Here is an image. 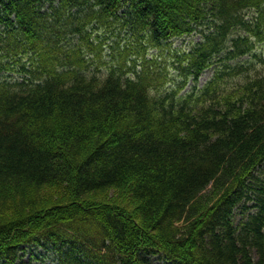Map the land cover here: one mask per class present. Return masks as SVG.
<instances>
[{"label":"trees","instance_id":"16d2710c","mask_svg":"<svg viewBox=\"0 0 264 264\" xmlns=\"http://www.w3.org/2000/svg\"><path fill=\"white\" fill-rule=\"evenodd\" d=\"M4 68L0 264H264V0H0Z\"/></svg>","mask_w":264,"mask_h":264},{"label":"rangeland","instance_id":"374dc122","mask_svg":"<svg viewBox=\"0 0 264 264\" xmlns=\"http://www.w3.org/2000/svg\"><path fill=\"white\" fill-rule=\"evenodd\" d=\"M122 35H124V33H121V36ZM198 39H199V35L196 33L175 38L171 41L170 47H167L163 51L165 55V61L162 64H166L168 68L170 83H172L176 79H180V72L175 69L176 62L174 61V59H172V56L170 54L188 48L193 42L197 41ZM121 43H123V40H120V45ZM155 54H156L155 50L149 49L148 52L149 57ZM92 63L93 62H91L90 64ZM212 73H213V67L206 69L199 79V86H201L212 75ZM0 74L3 76H13L15 73L14 70H11V68H6V69L4 68L3 70L0 71ZM167 85L169 86V84ZM238 219L239 216L236 217L235 220L236 223H238ZM22 252H24V255H22V261H25L26 264H50L53 262L54 254L50 250L47 251L45 248L41 246H26V250ZM157 262H159V260L155 259V263Z\"/></svg>","mask_w":264,"mask_h":264}]
</instances>
